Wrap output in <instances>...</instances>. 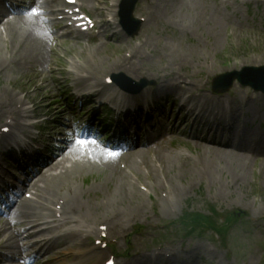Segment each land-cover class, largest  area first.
<instances>
[{
    "label": "rangeland",
    "instance_id": "1",
    "mask_svg": "<svg viewBox=\"0 0 264 264\" xmlns=\"http://www.w3.org/2000/svg\"><path fill=\"white\" fill-rule=\"evenodd\" d=\"M10 1V6L23 5L22 0ZM39 1H47L50 4L49 8L45 7L40 14L42 19H47L45 23L55 25L57 22L61 25L49 32L58 42L53 45L56 53L45 55V63H22L15 52L6 51L3 40L7 38V33L4 34L3 31V34H0L1 60L5 61L0 64V106L2 107L6 99L11 100V94L21 100V105L17 107L19 113L14 118L12 116V119H0V154L9 146L6 136L2 134V128L14 119L16 123L20 121V109L26 110L31 118L47 119L44 123L36 124V127L41 129L40 134L36 135V142H47L44 148L48 155L59 146L66 145L62 141L69 135L64 132L70 128V135L74 136L75 140L63 152L67 156L64 164L69 165L74 160L81 164L94 163L95 159L99 162L102 160L100 163L103 164L68 179V183L78 190L83 207H94L114 195L116 180L122 172L125 178L120 180L127 179L132 186L131 207H137V215L132 222L122 220L121 233H109L102 222L86 219L70 222L71 219L67 216L59 217L63 200L57 196L49 200L51 202L47 201L41 184L36 194L34 189H26L18 197L28 198L33 214L40 215L35 216L36 218L46 215L45 206L50 207L49 212L55 211L58 215L51 225H55L52 230L55 233L52 235L58 236L53 242V250L59 251V254L50 259L49 254L45 255L32 264L42 261L46 264H78L83 261L81 256L86 259L87 264H105V260L109 258L113 259L114 264H159V260L152 257V254L157 253L172 254L167 260L168 264H264V154L249 155L225 145H212L211 143L218 140L227 143L232 139L225 136L221 126L215 132L202 127L203 133L190 128L189 119L183 124L187 117L184 111H177L178 103H175L174 107L172 105L177 90L175 86L179 82L188 85L190 92L184 93L189 95L191 100L202 95L209 97L221 93L222 98L234 103L233 109H225L222 118L230 119L235 127L240 126L248 130L247 134L242 135L240 144H245L248 137H258L263 139L261 146L264 149V96L259 95V92L252 94L248 87L240 86L236 82L226 92L213 93L212 88V83L218 76L245 66L259 68L257 74L264 76V0H136L132 13L141 22L136 23L132 36L121 33L116 27V22H112L115 17L117 20L116 13L119 8L111 6H122V0H106L105 4H97L95 0H75L73 5L67 4L66 0ZM0 7L5 10L3 0H0ZM63 10L65 13L77 10L79 17H89L88 24L84 26L87 27L85 31L88 33L81 35L79 41L74 38L77 31L72 28L73 32L70 33V28L63 25L68 24L66 17L69 16L63 14ZM90 17L96 22L101 19L105 21L100 30L97 26L88 30L91 25ZM102 31L104 36L98 34ZM130 53L134 54L131 59ZM124 56L128 58L127 66H131L133 72L124 67L113 69L109 66L110 62ZM8 59H13L14 62L10 63ZM71 71H75L78 77L74 83ZM90 74L93 77L90 78ZM113 74H123L135 82L144 79L152 83L134 95L126 96V90L123 89L125 95L120 96L115 92L120 106L121 103L132 102L131 111H126L128 106L125 105L126 107H122L126 112L115 114L111 109L108 111L106 106L100 108L95 102L78 108V101L77 107L73 108L72 98L66 101L67 96L70 97L68 92L75 85L85 87L84 89L100 90L99 84H105L103 95L117 87H126L123 77L118 78L120 84L115 85L112 81L111 85H107L105 77ZM183 83L179 84L180 89H185ZM40 86H45L50 92L47 101H41ZM202 89L203 94L197 92ZM64 91H68L65 96ZM243 99H247V102ZM51 100H56L57 104L49 110L48 103ZM156 100L163 103L158 111L159 115L155 118L161 121V126L159 131L155 129L152 134L148 132L146 135L147 139L144 141L154 139V144L144 161L136 160L126 165L115 159L114 164L118 168L116 175L106 172L102 168L110 164L106 163L103 156L112 157L113 153H118V150L105 144L113 128H119V125L115 124L116 121L125 126L130 118L129 114L133 112L134 104ZM89 101L90 98L87 103ZM2 108L0 115L7 111L4 106ZM83 108L85 111L80 110ZM56 111L58 114H55ZM69 111L72 113L69 114ZM106 111L112 128L105 129L104 125L98 128V135L100 132L106 133L104 139L74 134V128L75 132L82 131L76 127L84 124L83 119L98 120L100 117L99 120H103ZM142 113L143 109L140 107L133 112L134 115L131 116L134 117L135 124L128 123L130 130L137 131L142 123ZM205 114L209 115L208 112ZM258 114L263 115V123L259 124ZM112 115L113 118H110ZM174 116H177V119L173 121ZM74 119H82V123L69 127V123ZM15 131H18V128ZM21 131L18 135H21ZM160 131L161 137L156 138ZM37 133L29 127L26 136H19V139L12 137L11 140L17 139L18 147L36 145L32 141L29 142V138L35 137ZM193 136L200 139L205 137L207 140L210 138L211 143L193 139ZM79 140L86 143H78ZM155 144L164 146L162 153L169 155L174 161L171 164L173 167L165 164L160 158L157 149L153 148ZM206 144L212 152L247 156V168L240 171L243 177L239 174L238 180L233 179L236 171L229 167L224 168L226 161L219 157H216L215 164H212V172L208 169L206 171L201 156L202 146ZM39 150L42 151L41 148ZM178 158L187 161V166L178 168L183 164ZM9 161L7 156L0 155V172L3 173L4 168H12L13 163ZM191 165L195 172L190 170ZM187 170L189 173L182 174ZM16 184L18 191L22 185L18 182ZM57 190L64 194L63 184L55 186V191ZM52 201L55 205H52ZM111 208L108 207L106 212L100 210L94 218L111 216L114 209ZM12 218L15 219V215ZM44 218L47 219L46 216ZM186 225L189 228H186ZM3 229L0 235L10 232L7 227ZM213 232L218 234V238L215 239ZM80 240L84 242L82 247H79ZM71 243L78 244L67 249L66 245L71 246ZM7 250L13 252L15 248L11 246ZM7 250L5 251L8 252ZM34 250L38 248L34 247L32 251ZM102 251L105 254L99 253ZM27 252L28 250H22L21 255ZM14 257L18 258V255ZM134 257L140 260L134 262ZM19 261L16 259L15 262L23 264Z\"/></svg>",
    "mask_w": 264,
    "mask_h": 264
},
{
    "label": "bare ground",
    "instance_id": "2",
    "mask_svg": "<svg viewBox=\"0 0 264 264\" xmlns=\"http://www.w3.org/2000/svg\"><path fill=\"white\" fill-rule=\"evenodd\" d=\"M95 1L97 2V4H103V3L105 4L106 2V0H95ZM24 3L27 4L25 8L14 10V13L16 14L15 16H10L9 13H6L0 9V25H1L0 34H3V31H4V34L7 33L6 35L7 38L3 40L4 47L6 51L15 52L18 55L19 59L22 60V63L24 64H30V65L43 64L45 63L44 62L45 55L49 53H54V54L56 53L55 51L56 49L55 48L53 49V45H55L58 41L57 39H54V37L48 34V30L57 28L59 24L52 25L49 23H45V19L43 20L40 17V12H42L45 7L49 8L50 6V4L47 1L39 2V0H26L24 1ZM31 3H33V5H36L37 8L32 7L28 9L29 4ZM33 9L36 10L35 14L33 13ZM187 20H190V19H187ZM76 21H80V20H78L77 18ZM103 23L105 22L104 20L101 19L100 21H98L97 27L101 28ZM100 36H104L103 33L102 34L100 33ZM76 41H78V39H76ZM92 53L94 54V52ZM131 56H134V54L130 53V57H129L130 59H131ZM8 60L10 61V63L14 62L13 59H8ZM127 60L128 58L124 56L122 59L120 58L114 62H110L109 66L113 69L124 67L127 69V71L133 72V68L131 66H127V63H128ZM1 63H5V61L3 62L1 60V54H0V64ZM96 69H94V71ZM47 72L50 73V71H47ZM70 74L73 77L74 81L78 78L75 71H71ZM67 75H69V73H67ZM89 77L91 78L93 77V75L90 74ZM180 83H183V82H179L177 85H179ZM183 86L185 87V89L183 88L181 89L177 88V89H180L182 92L188 91L187 89L188 85H185V83H183ZM39 91L42 95V99L47 101L49 94H50L49 90H47L45 86H42V87L40 86ZM197 92L203 93L204 91L202 89L201 91H197ZM10 98L11 100L6 99L2 103L3 104L2 107L4 106L7 111L0 115V119H5L6 116L13 115V109L16 108L17 105L21 101L12 94ZM204 99L207 100V97L204 96ZM54 102L55 100H51L48 103V106L52 107ZM2 107L0 106V110H3ZM57 113L58 112H56V114ZM65 133L69 134L68 128L65 130ZM70 140H71L70 137H67L63 140L62 143L66 144V145H63L62 147L63 150H65L68 147V144H69L68 142H70ZM152 145H153V142L150 143L147 148L137 147L133 150L132 148L122 149L120 153L112 154V157L104 155L103 158L105 159L106 163L110 165L103 166L102 169H104L106 172L110 174H114L115 176L116 175L115 173L118 170L116 164H114L116 163L115 159L117 161L124 162L126 165L136 160L139 162H143L146 154L151 150ZM153 148L157 149L158 155H160V158L165 162V164H167L170 167H173L171 166V164H173L174 161L170 158L169 155L162 153L164 149V146H162V144H155ZM69 152L71 153V150H69ZM58 156L60 158L56 160ZM58 156L51 158L50 161L45 164V166L49 165L48 168H46L45 170L39 169L38 172L36 173L37 175L32 176L34 178L35 177L37 178L34 181V183L31 184L30 187H32L35 190L34 194H36L39 191L37 183L41 184V186H43L44 188L43 193L46 194L44 198L47 201L51 199H55L57 196L60 197V199L63 200V203L61 201L62 205H61V210H60V213H61L60 217H63V215L67 216L71 219L70 222L71 221L78 222L84 219L91 221V222H94V221L102 222L105 224L106 230L109 233L116 232L117 234L121 233V228L123 224L122 220H124L125 222H132L135 220L136 215H137L136 214L137 207H131V202H133L131 201L132 200L131 196H133L131 192L132 186L130 185V183H128L127 179L120 180V178L122 179L125 178L124 176H122V172L119 175L120 177L118 176V180H116V188H115L116 192L114 193V195L107 197L104 201H101L100 204L94 207L90 206V207L84 208L79 200L78 190L76 189V187L68 183V179L78 174L79 175L83 174L84 172H87V170H90V168H94L96 165H103L100 163L102 160H100L99 162L95 159L94 163H85V164H81L77 160H74V161L69 160L71 161V163L69 165H65L64 161L67 158L66 153H59ZM201 156L206 165V171L207 169L211 171L212 164H215L214 160L216 157H219L221 160L226 161L223 167L224 168L229 167L230 169L232 168L234 171H236L233 177V179L235 180H238L240 178V175H242L240 171L247 168V161L249 159L245 155L218 152V151L212 152L210 148L208 147V144L202 146ZM107 158H109V160H107ZM183 158L190 162V160L187 159L186 157H183ZM184 159L182 158L177 159L183 163L178 168H181L183 165L187 166L188 162L185 161ZM195 162H196V159H195ZM196 165H197V162H196ZM189 168L190 170L195 172L192 165ZM50 170H53V172H48ZM216 170H217V167L215 165L214 171ZM187 173H189L188 170L182 174L185 175ZM180 176L178 177V180H180L181 178ZM30 181L31 179L29 178L28 180H26L25 183L27 184ZM59 184H63L64 194L63 192H61V190L55 191V186ZM174 189L178 190L177 188H174ZM52 205H55V202L52 203ZM16 206L17 207L15 209L9 212V216L6 215L7 218H5L4 221L2 218H0V230L1 229L3 230V228H6V227L10 229V232L7 235L6 234L3 235V238L0 240V247L14 246L16 251H19L18 242L15 239L16 236L18 235L17 233L18 229L23 228L22 231H27V232L29 231V233H27L26 236L30 237L31 235L35 233V230L33 229V227L25 228L26 226L31 225V224H32L31 226H33L34 224H39L40 222H44L45 216L47 217V219H50L51 221H55L56 215H55V211L49 212L50 207L45 206L46 215L36 218L35 216H40V215L33 214V211L31 210L32 205L27 198H22L21 200L17 201ZM110 206L114 208L112 210L111 216L103 217V218L102 217L94 218V216L98 214L100 210L103 209L106 212V210ZM12 213L13 215H15V219L12 218L11 216ZM14 225H17V228H15ZM52 239H53L52 237L51 238H39L35 242L31 243V246H33L34 244L38 245L39 247H42V245L44 244L51 245ZM79 243H80L79 247H82L84 245V242L82 240H80ZM76 244L78 243H71V246L66 245L67 249L75 247ZM49 249H50V252H52L53 256L57 254V252H53V250H51L53 248H48L47 250ZM99 253L104 254V252H99ZM16 255H19V253H16ZM83 255H85V253H83ZM9 260H10V255L4 256V258L2 259L3 261L2 264H8L7 262Z\"/></svg>",
    "mask_w": 264,
    "mask_h": 264
},
{
    "label": "snow or ice",
    "instance_id": "3",
    "mask_svg": "<svg viewBox=\"0 0 264 264\" xmlns=\"http://www.w3.org/2000/svg\"><path fill=\"white\" fill-rule=\"evenodd\" d=\"M35 12H36V10L35 9H33V13L35 14ZM78 143H81V144H84V143H86L85 141H83V140H79V141H77Z\"/></svg>",
    "mask_w": 264,
    "mask_h": 264
}]
</instances>
